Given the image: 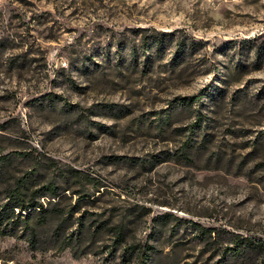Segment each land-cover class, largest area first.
I'll use <instances>...</instances> for the list:
<instances>
[{
    "label": "rangeland",
    "instance_id": "rangeland-1",
    "mask_svg": "<svg viewBox=\"0 0 264 264\" xmlns=\"http://www.w3.org/2000/svg\"><path fill=\"white\" fill-rule=\"evenodd\" d=\"M46 184L0 264H264V0H0V215Z\"/></svg>",
    "mask_w": 264,
    "mask_h": 264
},
{
    "label": "trees",
    "instance_id": "trees-1",
    "mask_svg": "<svg viewBox=\"0 0 264 264\" xmlns=\"http://www.w3.org/2000/svg\"><path fill=\"white\" fill-rule=\"evenodd\" d=\"M162 36H172L175 35V33H162L160 34ZM159 36L158 38H156L158 41H156L155 44L160 48V46L162 47L163 42H164V37ZM152 47V45H151ZM130 53L127 54L126 53V48L122 43H118L117 45V49L114 52H111L110 48L108 47L107 49L103 50V49H96L95 51H91V53L86 57H84V60L86 58L88 62L87 65V72H93L96 70V67L103 65L105 63H108L109 65L112 66H117L119 68H126V69H132L134 68L136 62L134 60V57L131 55L132 52H135V50H129ZM127 54V55H126ZM96 56H98L100 59L97 60ZM82 69V68H80ZM83 70V69H82ZM85 70V69H84ZM86 72V70H85ZM45 98L52 96L50 93H47L44 95ZM40 101V100H39ZM37 191L34 193L33 196L30 197V201H27V195L29 193V191H22L21 187H19L17 189V192L15 193V196L13 198H11L10 200L11 203H6L5 204V213H2L0 215V231H6L9 229V231H15L18 230L19 226L24 223L25 227L24 230L27 232L28 230L31 232L33 229V223L35 221V217L38 215L39 219L46 221V217L45 215H47V210L44 208V202L39 199L37 196L38 195H44L45 193V189L47 188H51V184H46L44 186L41 187H37ZM52 194L53 195H57V196H53L55 199V202H58L59 199L64 198V195L61 198V195L58 196L59 192L57 191L56 187L52 188ZM97 194L100 195L102 193V191H100V187H97ZM96 192L92 195L95 196ZM84 196V195H83ZM87 198V200H89L90 203H94L96 200L99 199V196H95L94 198L90 199V195H85ZM50 204L51 201H48ZM43 203V205H42ZM8 204V205H7ZM81 200H79L76 205L72 206L71 209H69L67 211V219L69 218H73L75 216V214H77L81 208ZM16 208H22L24 211H27V213L24 215L23 213H15V209ZM39 210V211H36ZM81 212V211H80ZM169 216V215H168ZM168 216H162L160 217V219H166ZM169 218V217H168ZM49 221V219H48ZM10 222L9 225H7L6 223ZM103 225V224H102ZM86 225H85V216L83 213H81V215H79V233L81 234V232L85 229ZM104 226L100 225V230H103ZM199 228V227H198ZM207 231H209V233L211 232V229H204L202 232V234H206ZM118 239L116 240L117 242H120L121 240H123L125 238V234L122 231H119L118 233ZM76 241H78V237H76ZM72 242L73 241H69ZM250 244H252V242L250 243V238L249 237H244V236H240L239 238L236 236L235 237V247L228 250V254L230 255H235V256H240L243 255L244 252H246V248L248 246H250ZM257 244L260 247H264V241L263 240H258ZM155 246L151 245L150 243L146 244L142 249H140L137 253V257L138 260L140 261L139 264H148L149 260L153 254V252L155 251ZM129 252V251H127ZM116 255V252L113 253L110 258H114V256ZM264 262V259H263ZM262 262V263H263Z\"/></svg>",
    "mask_w": 264,
    "mask_h": 264
}]
</instances>
